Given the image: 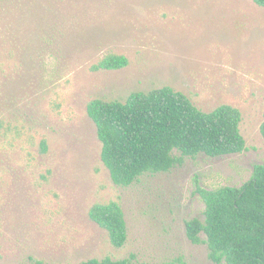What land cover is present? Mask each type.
<instances>
[{
	"label": "rangeland",
	"instance_id": "1",
	"mask_svg": "<svg viewBox=\"0 0 264 264\" xmlns=\"http://www.w3.org/2000/svg\"><path fill=\"white\" fill-rule=\"evenodd\" d=\"M107 53L130 62L92 70ZM165 85L205 111L240 108L247 148L184 156L170 171L116 185L88 103ZM0 121V264L132 254L156 264H225L188 237L186 221L205 217L200 189L239 187L264 164V7L254 0H1ZM110 200L125 212L122 247L89 217L92 204Z\"/></svg>",
	"mask_w": 264,
	"mask_h": 264
},
{
	"label": "trees",
	"instance_id": "2",
	"mask_svg": "<svg viewBox=\"0 0 264 264\" xmlns=\"http://www.w3.org/2000/svg\"><path fill=\"white\" fill-rule=\"evenodd\" d=\"M254 1L264 7V0ZM129 62L124 54L107 53L91 69H120ZM87 112L97 126L102 161L119 186H130L146 173L170 171L183 162L184 156H222L247 148L240 108L223 103L205 111L169 85L133 91L125 101L96 98L88 103ZM260 131L264 137V121ZM42 144L47 150V140ZM200 192L205 217L186 221L188 237L194 243H206L210 259L216 263L264 264V164L256 165L252 177L239 187ZM89 217L108 232L114 246L127 243L129 229L121 202H95ZM29 264L48 263L33 259ZM77 264L156 263L138 260L132 254L119 259L93 257Z\"/></svg>",
	"mask_w": 264,
	"mask_h": 264
}]
</instances>
